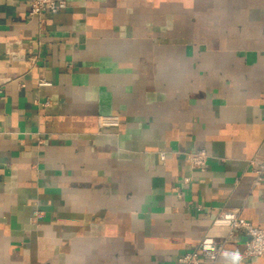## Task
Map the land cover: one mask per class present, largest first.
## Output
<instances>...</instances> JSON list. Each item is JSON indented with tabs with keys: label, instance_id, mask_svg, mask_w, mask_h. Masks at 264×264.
<instances>
[{
	"label": "crops",
	"instance_id": "0c3cea01",
	"mask_svg": "<svg viewBox=\"0 0 264 264\" xmlns=\"http://www.w3.org/2000/svg\"><path fill=\"white\" fill-rule=\"evenodd\" d=\"M66 1L0 0V264H182L221 210L264 226V0ZM246 239L199 264H264Z\"/></svg>",
	"mask_w": 264,
	"mask_h": 264
},
{
	"label": "built area",
	"instance_id": "2783aa9c",
	"mask_svg": "<svg viewBox=\"0 0 264 264\" xmlns=\"http://www.w3.org/2000/svg\"><path fill=\"white\" fill-rule=\"evenodd\" d=\"M67 8L66 0H30V15H43L46 13L56 14ZM40 84H48L41 81ZM99 127L102 128H119L121 118L119 115H101L98 117ZM162 160H166L165 151L160 152ZM185 157L193 169L205 171L208 166L209 154L205 148H200L193 152H187ZM256 183L263 180L264 161L254 162ZM191 182V177H185L184 183ZM36 215H39L38 213ZM213 225L227 228L229 233L224 238H217L206 235L202 238L199 245L193 250L187 251L179 257L182 264H199L204 260L217 263L222 257L228 255L227 244L235 231L241 230L245 233L247 239L244 248L237 254V261L243 262L254 257L264 256V226L254 225L250 220L242 216L241 210L226 209L221 210L215 219Z\"/></svg>",
	"mask_w": 264,
	"mask_h": 264
}]
</instances>
